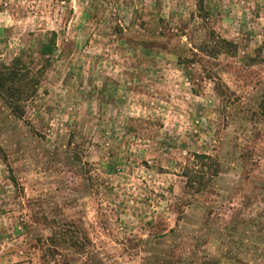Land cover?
Masks as SVG:
<instances>
[{"label":"rangeland","instance_id":"obj_1","mask_svg":"<svg viewBox=\"0 0 264 264\" xmlns=\"http://www.w3.org/2000/svg\"><path fill=\"white\" fill-rule=\"evenodd\" d=\"M195 3L0 0V62L56 33L0 99V264H264V0Z\"/></svg>","mask_w":264,"mask_h":264},{"label":"trees","instance_id":"obj_2","mask_svg":"<svg viewBox=\"0 0 264 264\" xmlns=\"http://www.w3.org/2000/svg\"><path fill=\"white\" fill-rule=\"evenodd\" d=\"M157 1L152 0L153 3ZM196 1L197 3L194 6L198 11L197 16L202 19L210 16L211 8L207 5L205 6V0ZM55 39L56 33L50 31L45 41L39 44L37 53L41 57H46L44 66L39 69L32 71L28 66L24 65L20 56L12 58L9 62H0V99L14 117L21 118L23 116L24 103L34 96L45 68L51 65L52 54L55 50ZM208 47L204 44L196 49L211 57L222 53L227 54L235 49L233 42L224 38H217L213 41L211 48ZM261 110L264 113V101L262 102ZM192 158L195 163H200L201 170L190 172V175L187 174L188 186L194 189L193 184L196 183L198 185L196 189L200 191L206 186V182L210 181L219 172L218 163L205 154H193ZM204 160H208L209 164L207 166L204 164ZM205 167L207 168L205 169ZM203 264L211 263L203 262Z\"/></svg>","mask_w":264,"mask_h":264}]
</instances>
